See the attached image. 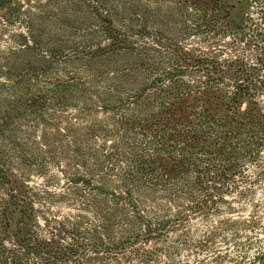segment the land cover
Listing matches in <instances>:
<instances>
[{
	"label": "trees",
	"instance_id": "trees-1",
	"mask_svg": "<svg viewBox=\"0 0 264 264\" xmlns=\"http://www.w3.org/2000/svg\"><path fill=\"white\" fill-rule=\"evenodd\" d=\"M23 1L0 0V264H264V204L228 198L264 175V0Z\"/></svg>",
	"mask_w": 264,
	"mask_h": 264
},
{
	"label": "rangeland",
	"instance_id": "rangeland-1",
	"mask_svg": "<svg viewBox=\"0 0 264 264\" xmlns=\"http://www.w3.org/2000/svg\"><path fill=\"white\" fill-rule=\"evenodd\" d=\"M204 1H206V0H204ZM223 1L225 3L233 6L230 11H231V19L234 22L240 21L241 18L243 17V15L248 10V4L245 0H242V2H239V0H223ZM22 2H24V1L22 0ZM25 4H27V2ZM17 29L22 31V28H20V27ZM10 31H12V30H10ZM5 35L6 36L4 37V39L7 40V36L9 35V32H6ZM2 41L5 42L4 40H2ZM183 42H184L185 47H189L190 49H193V48L203 49V51H207L205 47H208L211 44L210 41L203 42L202 37L200 35H196L195 37H191L190 40L183 41ZM221 43L223 45H226V44L230 43V40L225 39ZM248 175H251L253 177V179H255L253 170L251 172H248ZM247 187L248 188L252 187V189H253V191H255V193L249 197L251 200H248L244 203L245 204L244 207H246V208H241L242 207L241 206L242 201L238 202V201H240L239 197H238L239 191L245 189V188H243V186H241V189L238 192H235L233 196H228L229 200L236 201L235 207L240 212H242L243 210H246L247 212L250 211L253 207V204H261V203L264 204V175L261 178H258L257 180H255L254 183H252V185L248 184ZM54 191L57 192V189ZM48 204H49V202H47V205ZM48 207L51 208V210L53 212L57 213V200H56V202L50 203L48 205ZM195 227H197V226H195Z\"/></svg>",
	"mask_w": 264,
	"mask_h": 264
}]
</instances>
